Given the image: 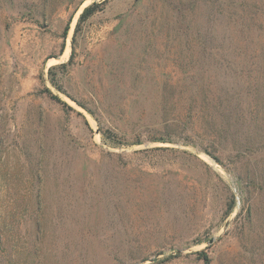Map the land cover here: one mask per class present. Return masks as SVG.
Returning <instances> with one entry per match:
<instances>
[{
    "label": "rangeland",
    "instance_id": "obj_1",
    "mask_svg": "<svg viewBox=\"0 0 264 264\" xmlns=\"http://www.w3.org/2000/svg\"><path fill=\"white\" fill-rule=\"evenodd\" d=\"M104 1L0 0V264H264L263 37Z\"/></svg>",
    "mask_w": 264,
    "mask_h": 264
},
{
    "label": "trees",
    "instance_id": "obj_2",
    "mask_svg": "<svg viewBox=\"0 0 264 264\" xmlns=\"http://www.w3.org/2000/svg\"><path fill=\"white\" fill-rule=\"evenodd\" d=\"M106 1L107 0H105L104 3ZM225 2H226V0H221V4L223 6L224 13L226 15H229L232 11V13H231V15L233 17L232 21L234 22V27H235V28H227V30L229 31V34L231 36L237 35L240 40H243L244 36H246V38H248V35H252L253 32L255 33L254 34L255 40L260 38V37H263V42L261 43V46L263 47V51L261 52L260 55H262L264 58V32L262 31V28H258V25H257L258 22H260L259 20H260L261 16H258V15L254 16L253 14L251 15L250 12H248L246 10V7H245L246 4L242 5L243 2L241 0H236V2L234 3L235 11H233L231 8H229V7H233L232 4H230L229 2H227V3H225ZM97 9H98V4H96V3H93L91 6L84 8L80 14L79 22L84 21L85 19H87L88 17L93 15ZM252 21H255L256 23H254ZM252 23H254V24H252ZM259 26H261V25H259ZM252 27H254V28H252ZM66 32H67V29L65 28L64 32H63V36L66 35ZM230 35H229V37H230ZM233 43H234V39H233ZM237 53L236 54L239 56L241 54H243V52H240V51H237ZM258 55L259 54L255 50L252 49V54H251L252 59L258 57ZM47 93L52 100H54L58 103H61L63 106H66V104L64 102H61V100L57 96H54L49 91ZM199 255L201 256V259H202L204 264H209V258L205 253L202 252Z\"/></svg>",
    "mask_w": 264,
    "mask_h": 264
}]
</instances>
